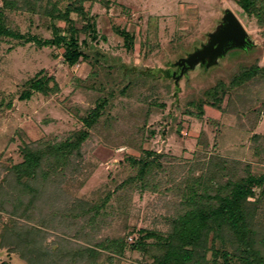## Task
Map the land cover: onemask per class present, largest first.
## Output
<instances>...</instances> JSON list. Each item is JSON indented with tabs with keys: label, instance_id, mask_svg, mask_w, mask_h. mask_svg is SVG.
<instances>
[{
	"label": "rangeland",
	"instance_id": "rangeland-1",
	"mask_svg": "<svg viewBox=\"0 0 264 264\" xmlns=\"http://www.w3.org/2000/svg\"><path fill=\"white\" fill-rule=\"evenodd\" d=\"M70 1L61 0L59 7ZM20 7L3 13L7 25L25 37L0 36V264H152L160 253L154 240H147L146 250L130 244L140 229L170 231L182 190L208 172L213 160L227 159L236 179L264 172V73L233 84L242 71L264 66V25L238 0H85L96 38L80 34V42L87 41L82 43L87 57L74 66L66 62L64 48L28 40L53 37V21ZM229 10L251 44L228 45L214 63L207 59L177 79L172 76L181 74L180 58L202 49L221 30ZM72 17L77 27L85 24L76 13ZM116 26L133 35L131 49ZM41 76L54 77L59 89L21 100L28 82ZM222 84L227 87L222 106L211 107L210 91ZM100 98L108 104L82 145V157L34 181L39 192L33 208L19 216L31 196L11 170L23 160L22 147L74 138L85 128L82 117ZM146 151L161 165L152 170L150 187L143 188L139 180L128 182L138 170L129 157ZM260 191L255 188L247 210L264 256ZM105 199L95 226L73 219L80 206ZM119 237L128 243L124 254L96 247ZM86 247L99 254L90 258ZM208 258L214 264L212 251ZM233 263L241 264L239 259Z\"/></svg>",
	"mask_w": 264,
	"mask_h": 264
},
{
	"label": "trees",
	"instance_id": "trees-1",
	"mask_svg": "<svg viewBox=\"0 0 264 264\" xmlns=\"http://www.w3.org/2000/svg\"><path fill=\"white\" fill-rule=\"evenodd\" d=\"M43 1L22 0L24 5H21L19 0H3V6L0 7V36L25 37L24 34L15 32L7 25L3 13L4 8L19 9L23 6L29 11H41L53 21V37L47 39L29 37L28 40H34L40 45H56L64 48L63 56L66 62L74 66L81 57H87L82 46V43L85 44L87 41L84 39L80 42V34H92L93 38H96L95 19L85 10V0H72L65 8L59 7L61 0H46V5ZM238 4L244 12L255 16L258 22L264 25V0H238ZM73 13L79 15L85 22L83 26H76L75 19L72 17ZM56 20L65 22L66 26L57 25L54 22ZM115 30L123 36L126 48L131 49L134 42L133 35L119 26H116ZM261 72L264 73V66L256 65L248 68L235 77L233 84L245 83ZM166 75L169 76L170 72L167 71ZM58 89L59 84L54 77H37L28 82V88L21 93L20 99H30L34 92L48 95ZM226 91L227 87L224 84L213 88L210 91L212 101L209 105L220 108ZM107 104V98H100L97 101L96 106L82 117L85 128L74 138L34 146L27 144L22 147L23 160L14 164L11 170L17 182L23 185L31 196L24 206L21 204L22 211L19 216L26 217L33 208L34 200L39 192L33 185L34 181H39L40 177L45 179L49 171L63 169L73 163L76 157H82V145L90 137V129L103 115ZM203 112L201 110L198 115L201 116ZM152 154V151H146V155L140 158L129 157L131 163L138 166V170L134 177L128 179V182L133 183L139 180L143 183V188L150 187L152 183L150 174L154 167L161 165L157 160L151 159ZM227 162L228 160L223 158L213 160L208 172L193 177L187 187L182 190L180 208L171 220V229L168 233L140 229L139 237L130 244L131 248L146 250L147 240H154L152 245L157 247L160 253L153 255L152 264H209L210 251H212L214 264H234L236 259H239L241 264H264L261 251L262 240L256 238L257 231L250 225L247 210L249 198L257 195L255 188H260V193L264 196V172L261 174L248 172L236 179ZM107 199L101 203L80 206V209L72 214L73 219L76 221L86 219L87 225L95 226L100 211L107 205ZM25 241L28 242V240ZM127 246L128 243L123 237L106 239L96 244V247L119 255L125 253ZM83 252L88 253L90 258H95L99 254L98 249L91 247L84 248ZM109 260L112 261V257Z\"/></svg>",
	"mask_w": 264,
	"mask_h": 264
},
{
	"label": "water",
	"instance_id": "water-1",
	"mask_svg": "<svg viewBox=\"0 0 264 264\" xmlns=\"http://www.w3.org/2000/svg\"><path fill=\"white\" fill-rule=\"evenodd\" d=\"M232 44L246 48L251 43L241 21L233 11L229 10L226 12L224 25L221 30L211 34L209 43L202 49L197 50L188 57L180 58L176 65L181 67V74L177 76L175 72H172V76L177 79L183 75L185 69L193 68L198 62H205L207 59L210 60L209 63H214L215 58L222 55L225 48Z\"/></svg>",
	"mask_w": 264,
	"mask_h": 264
}]
</instances>
